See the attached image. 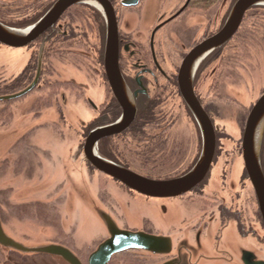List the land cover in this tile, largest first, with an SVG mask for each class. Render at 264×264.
Instances as JSON below:
<instances>
[{"label": "flooded vegetation", "instance_id": "af4514ba", "mask_svg": "<svg viewBox=\"0 0 264 264\" xmlns=\"http://www.w3.org/2000/svg\"><path fill=\"white\" fill-rule=\"evenodd\" d=\"M58 1L0 0V23L8 28L25 30L40 21ZM107 1L113 10L117 25L120 78L126 89L127 98L135 107L136 114L126 129L101 138L95 145V152L101 159L149 180L179 179L194 169L203 149L200 123L181 95L180 68L184 59L195 47L223 29L238 0ZM106 39L107 20L104 10L97 7L95 3L87 1L76 3L68 7L37 39L24 47H19L28 49V57L18 74L9 77L0 71V104L2 105L0 122L2 124L8 123L11 117L10 115L7 118L10 110L4 113L6 109L3 108L4 106L9 107L12 103L35 94V97H32L33 101L29 102V106L34 110L35 123L18 141L27 146V150H20L21 154L25 151L29 153L31 147L33 151V146L27 145L29 142L25 140L33 131L37 132L41 128L50 126L61 135L69 134L72 137V133L75 132L76 136L81 135L84 138L83 143L80 144L83 155L81 163L84 164V169L89 168L99 176L108 179L118 189L120 188V191L128 195H137L147 200L178 199L181 203L196 207L194 213L185 219L181 218L172 230H166V232L152 228L154 226L147 228L148 223L142 228L129 227L126 224L119 226L133 233L143 232L167 239L170 247L166 248V253L161 254L141 249H128L113 255L108 264H141L142 262L133 256L136 254L139 257V253L164 257V260L157 264L173 261L176 264H264V211L261 210L256 190L250 181L243 160V137L248 118L257 102L264 96V90L247 109L244 127L240 130V156L227 161L224 156L218 155L221 148L218 145L219 130L216 124L217 120L228 124L232 122L233 106H236V109L237 107L245 109L238 98L232 96L233 92H239L233 88L244 82L246 85L250 76H254L264 66V6H253L247 9L231 38L205 56L195 70L192 90L212 125L215 140L214 155L204 178L191 190L174 198L144 196L98 171L86 159L84 147L90 133L116 124L123 114L105 71ZM0 46L8 47L2 44ZM78 53L87 58L95 55L92 62L99 66V80L102 81L101 87L104 86L103 91L99 90V87L95 93L89 86L88 77L84 73L82 75L72 65V60L66 57L67 55L76 56L74 54ZM55 58L61 59L57 60L59 67L52 65ZM71 72L77 73L82 79L69 77L68 74ZM245 76H247L246 79ZM32 85L33 87L20 97L2 100V98L24 92ZM70 99L81 101L90 111L87 122H81L80 125L73 124L66 111V105ZM176 99L180 102L191 125L194 126V136H187L179 130V107L176 106ZM94 100L98 101L97 105L92 102ZM45 109L49 112L48 119L42 116V110ZM241 109L237 110L244 113ZM144 112L147 115L142 120ZM77 126L81 127L80 131L75 128ZM33 137L37 142L34 145L40 148V137L39 140L36 135ZM195 144H197V151L194 150ZM263 149L264 125L258 145L259 165L264 178ZM44 151H42L44 158L50 162V158L48 159L50 153ZM71 157H74V153ZM53 158L59 161L58 158ZM222 160L224 162H221ZM78 161L79 159L76 163ZM237 161L241 163L242 171L238 183L235 184L231 180V175L233 164ZM228 165L229 168L226 169ZM213 169H216L220 182V186L216 189L210 187ZM59 172L62 176L58 179L64 182L61 169ZM244 182L248 185L247 189L243 186ZM106 188L99 189L104 199L99 197L103 203L107 200L111 204L113 210L110 209L112 214L109 215L115 223H123L117 210L118 203L109 200L111 199L109 192L106 198L104 193ZM226 196L230 199L229 201ZM41 205L44 206V204ZM62 205L63 203H59V206L62 207ZM49 206L51 207L49 211L53 213L56 220L55 207ZM37 207L41 208L34 204L33 208ZM58 213V220L59 218L61 220L60 212ZM50 219L53 220L52 216ZM100 222L102 223L101 220ZM184 224L187 226L185 227ZM60 225L59 232L63 235V222ZM213 227L217 230L212 237V233L208 230ZM229 230L237 236L236 243L229 244L225 234ZM66 234L70 235L72 240L70 238L69 241L66 239L64 242L53 244L63 246L70 252L73 251V254L78 253V256L75 254L74 256L81 264H88L89 256L108 238L107 234L105 239L97 240L94 250L89 252L90 248L83 253L76 246L72 231ZM175 234H180L182 238L174 240L172 236ZM85 255L86 260L83 261ZM3 263L13 264L8 260L0 264Z\"/></svg>", "mask_w": 264, "mask_h": 264}, {"label": "rangeland", "instance_id": "374dc122", "mask_svg": "<svg viewBox=\"0 0 264 264\" xmlns=\"http://www.w3.org/2000/svg\"><path fill=\"white\" fill-rule=\"evenodd\" d=\"M87 28H89L88 25ZM74 55L76 56L70 57L67 55L66 57L72 60V65L82 75L84 73L88 77L89 86L91 89H94L95 93H97L99 87V90L103 91L102 87L104 86L101 87L102 81L99 80V66H96L92 62V58L95 55L92 54L93 56L89 58L79 53ZM27 57L28 49L26 48L0 46V71L9 77L18 74L25 65ZM57 60L61 59L55 58L52 61V65L55 67L58 66ZM68 76L74 77L77 80L82 79L75 72H71ZM246 78L247 76H245ZM245 83L242 85L238 84V87L233 88V90H238L239 92H233L232 94L243 104L242 107L245 109L242 108V110L240 107H237V109H241L244 113L237 110L236 106H233L231 123L228 124L221 120L216 121L219 130L218 145L221 148L218 151V155L224 156L227 161L240 156V130L244 127L247 109H249L264 90V66L254 76H250L246 85ZM32 97L34 98L35 94L21 101H16L9 107L4 106L3 108H6L4 113L10 110L7 118L10 115L11 117L6 124L0 122V220L5 233L15 241L25 246H42L64 242L66 239L69 241L70 238L72 240V237L66 234V232L70 233L72 231L79 250L86 253L91 248L89 251L91 252L95 249L94 245L98 243L97 240L101 241L107 237L106 230L97 215L99 210L112 214L110 212V209H112L111 204L106 199V203H103L99 197L101 196L104 199L99 189L106 187V191L104 192L106 193V198L109 192V195H111V199L109 200H114L118 203L117 210L123 223H116L120 227L126 224L129 227L142 228L143 225L148 223L147 228L154 226L152 228L160 232H166V230H172L181 218L185 219L195 212L196 207L194 205L181 203L178 199L147 200L137 195H128L120 191V188L118 189L108 179L99 176L89 168L84 169V164L81 163L83 155L80 145L83 143L84 138L81 135L76 136L75 132L72 133V137L69 134L61 135L50 128V126H46L44 129L41 128L37 132L33 131L25 139L29 142L27 145L33 146V151L31 147L29 153L25 151L24 154H21L20 150H27V146L18 141L35 123L33 120L35 117L33 116L34 110L29 106V102L33 101ZM68 102L66 111L74 125H80L79 123L89 120L90 111L85 108V105L81 101L70 99ZM92 102L96 105L98 104L97 100ZM1 106L0 104V108ZM176 106L179 107L178 119L180 123V129L178 126L177 128L187 136H194V126L191 125L177 99ZM42 111L44 119H48V110ZM75 128L78 131L81 130L80 126ZM33 135H36L38 140L40 137V148L38 145L37 147L34 145L37 142L34 140ZM41 150L43 152L46 150L50 153V156H48L50 162L44 158ZM194 150L197 151V144H195ZM73 153L74 157L72 158ZM53 157L58 158L59 161L54 160ZM78 159L79 161L76 163ZM221 162L224 161L222 160ZM228 168L229 165L226 169ZM60 169L64 175V182L58 179L62 176L59 172ZM241 171V163L239 161L235 162L231 175V180L235 184L238 183ZM219 186V176L216 169H213L210 187L216 189ZM243 186L246 189L248 188L245 182ZM233 195H235L234 192ZM226 199L227 201L230 200L228 196H226ZM59 203H63L62 207L59 206ZM34 204L41 206V208H33ZM41 204H44V206ZM49 205L55 207L54 214L57 215L56 220L53 217V213L49 211L51 209ZM37 210L41 213L39 214ZM58 212H60L61 220L60 218L58 220ZM51 216L53 220L50 219ZM59 222H63L65 235L59 232L61 227ZM215 228H209L208 230L209 233H212V237L217 230ZM185 229L188 230V228ZM226 232L229 244L236 243L238 238L235 233L231 230ZM179 235L175 234L171 236L174 240H178L181 237ZM74 254L77 255L78 253ZM86 255L83 257V261L86 260ZM133 256L135 259L141 261V264H157L164 260V257L146 253H139V257L136 254ZM7 260L13 264H65L61 259L54 256L21 254L12 250H6L0 246V263L3 261L7 262Z\"/></svg>", "mask_w": 264, "mask_h": 264}, {"label": "water", "instance_id": "95a60500", "mask_svg": "<svg viewBox=\"0 0 264 264\" xmlns=\"http://www.w3.org/2000/svg\"><path fill=\"white\" fill-rule=\"evenodd\" d=\"M95 3L104 10L107 20V39L105 46V71L112 92L122 107V118L114 125L94 130L90 133L84 153L88 162L98 171L114 178L128 188L148 197H178L198 184L206 175L214 155V132L212 125L199 105L192 90V79L200 61L211 51L220 47L238 29L245 11L253 6H264V0H238L229 15L223 29L214 37L195 47L184 59L179 73L181 95L193 116L199 121L203 136V149L194 169L183 177L171 181H154L134 174L122 167L101 159L95 152L96 143L103 137L120 133L133 121L136 110L127 98L126 89L118 70L117 25L111 6L107 0H59L35 25L25 30L8 28L0 23V44L19 48L24 47L44 33L58 17L71 5L76 3ZM33 85L16 95L2 98L10 100L27 93ZM261 126H259V122ZM264 125V96L252 109L243 137V160L253 187L256 190L261 210L264 211V178L261 173L258 145ZM257 139V147L255 140ZM108 234L96 250L89 256L88 264H108L110 258L128 249H141L154 253H166L170 247L167 239L147 235L143 232L133 233L121 229L112 217L104 211L97 212ZM0 246L21 254H43L60 257L68 264H81L72 252L60 245L45 244L42 246H25L8 236L0 220ZM167 264H176L174 261Z\"/></svg>", "mask_w": 264, "mask_h": 264}, {"label": "trees", "instance_id": "16d2710c", "mask_svg": "<svg viewBox=\"0 0 264 264\" xmlns=\"http://www.w3.org/2000/svg\"><path fill=\"white\" fill-rule=\"evenodd\" d=\"M146 115H147L146 112H144V114H143L142 117H141L142 120H143V118H146ZM3 264H6V263H3Z\"/></svg>", "mask_w": 264, "mask_h": 264}, {"label": "bare ground", "instance_id": "6f19581e", "mask_svg": "<svg viewBox=\"0 0 264 264\" xmlns=\"http://www.w3.org/2000/svg\"><path fill=\"white\" fill-rule=\"evenodd\" d=\"M259 126H261V121L259 122ZM257 139L255 140V147H257Z\"/></svg>", "mask_w": 264, "mask_h": 264}]
</instances>
